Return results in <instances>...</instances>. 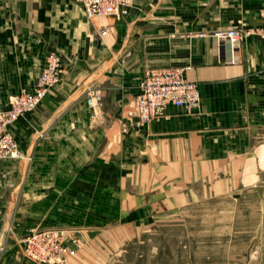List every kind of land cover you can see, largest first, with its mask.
<instances>
[{"label":"crops","instance_id":"obj_1","mask_svg":"<svg viewBox=\"0 0 264 264\" xmlns=\"http://www.w3.org/2000/svg\"><path fill=\"white\" fill-rule=\"evenodd\" d=\"M263 11L264 0H134L124 17L88 20L77 0H0V111L35 86L48 53L61 60L50 93L10 128L0 264H30L16 254L27 184L62 190L98 233L131 236L201 200L264 191V42L214 36L261 25ZM185 66L199 107L137 124L147 70Z\"/></svg>","mask_w":264,"mask_h":264},{"label":"rangeland","instance_id":"obj_2","mask_svg":"<svg viewBox=\"0 0 264 264\" xmlns=\"http://www.w3.org/2000/svg\"><path fill=\"white\" fill-rule=\"evenodd\" d=\"M31 185L15 200L28 223L22 238L32 232L67 233L66 264H264V191L201 200L131 236L98 233L62 190L34 193ZM21 248L26 262L51 264L33 262Z\"/></svg>","mask_w":264,"mask_h":264},{"label":"built area","instance_id":"obj_3","mask_svg":"<svg viewBox=\"0 0 264 264\" xmlns=\"http://www.w3.org/2000/svg\"><path fill=\"white\" fill-rule=\"evenodd\" d=\"M83 6L88 20L128 15L134 0H77ZM262 24L255 27L240 23L225 32H217V39H227L232 48L246 37H257L264 42V11L260 14ZM232 63V60H231ZM191 67L151 68L139 83V95L134 102L137 124L150 122L156 112L166 106L181 108L187 112L200 105L198 85L186 78ZM61 74L59 55L48 53L46 65L31 90H21L7 109L0 111V164L18 157L17 144L10 128L21 118L33 113L50 93ZM99 97L96 96V100ZM1 178V171H0ZM63 231L32 232L20 239L21 252L33 262L66 264L67 248ZM2 247L0 246V251ZM19 255V252H17Z\"/></svg>","mask_w":264,"mask_h":264}]
</instances>
